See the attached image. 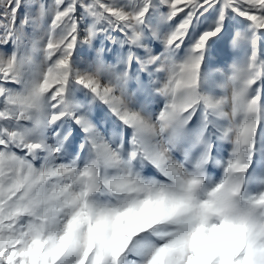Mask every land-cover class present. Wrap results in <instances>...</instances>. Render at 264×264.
<instances>
[{
    "label": "snow or ice",
    "instance_id": "obj_1",
    "mask_svg": "<svg viewBox=\"0 0 264 264\" xmlns=\"http://www.w3.org/2000/svg\"><path fill=\"white\" fill-rule=\"evenodd\" d=\"M0 264H264V0H0Z\"/></svg>",
    "mask_w": 264,
    "mask_h": 264
},
{
    "label": "rangeland",
    "instance_id": "obj_2",
    "mask_svg": "<svg viewBox=\"0 0 264 264\" xmlns=\"http://www.w3.org/2000/svg\"><path fill=\"white\" fill-rule=\"evenodd\" d=\"M49 2H51V0H49ZM236 58H238V57H234L230 50L227 52L221 51V52H218L216 55L213 56L212 63L217 64L218 66H221L223 64V62H225V61L231 62L232 59H236ZM79 59H81V62H83L82 57ZM100 107H101V109H103V106H100ZM103 115H104V112L100 111L98 113V118H99V116H103ZM109 127H110V125H109Z\"/></svg>",
    "mask_w": 264,
    "mask_h": 264
}]
</instances>
